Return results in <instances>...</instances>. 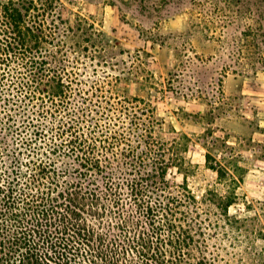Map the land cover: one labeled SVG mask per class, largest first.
I'll return each mask as SVG.
<instances>
[{"label": "trees", "instance_id": "16d2710c", "mask_svg": "<svg viewBox=\"0 0 264 264\" xmlns=\"http://www.w3.org/2000/svg\"><path fill=\"white\" fill-rule=\"evenodd\" d=\"M15 1L0 5V264H203L184 228L196 200L166 179L163 119L85 88L65 34L39 29L46 10Z\"/></svg>", "mask_w": 264, "mask_h": 264}, {"label": "rangeland", "instance_id": "374dc122", "mask_svg": "<svg viewBox=\"0 0 264 264\" xmlns=\"http://www.w3.org/2000/svg\"><path fill=\"white\" fill-rule=\"evenodd\" d=\"M32 2L46 10L44 35L65 34L60 47L85 88L104 84L106 95L148 102L163 119L154 132L169 140L166 179L174 195L187 186L196 200L187 208L195 224L184 226L193 257L256 264L264 252V0Z\"/></svg>", "mask_w": 264, "mask_h": 264}, {"label": "crops", "instance_id": "0c3cea01", "mask_svg": "<svg viewBox=\"0 0 264 264\" xmlns=\"http://www.w3.org/2000/svg\"><path fill=\"white\" fill-rule=\"evenodd\" d=\"M264 102V99H262V103ZM258 104H261V102L260 101H258ZM259 134H261L262 135V137H263V140L262 141H264V133L263 132H261V133H259ZM259 161H264V158H261ZM261 172V171H260Z\"/></svg>", "mask_w": 264, "mask_h": 264}]
</instances>
